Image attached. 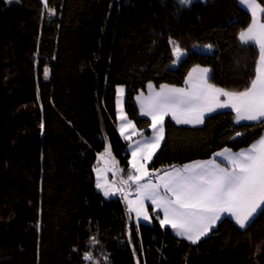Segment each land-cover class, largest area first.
<instances>
[{
  "label": "trees",
  "instance_id": "trees-1",
  "mask_svg": "<svg viewBox=\"0 0 264 264\" xmlns=\"http://www.w3.org/2000/svg\"><path fill=\"white\" fill-rule=\"evenodd\" d=\"M47 5L54 16L41 0H0V264H90L86 252L91 264H264V213L246 229L224 217L191 244L162 228L151 207L150 222L136 223L120 194L105 198L96 188L94 170L108 140L122 175L129 171L117 129L119 85L127 117L143 133L149 121L134 96L148 83L180 87L200 66L217 88L249 85L259 51L238 34L250 13L238 0H193L187 8L177 0ZM170 38L187 53L175 67ZM210 41L211 54L195 50ZM237 132L243 135L233 139ZM262 133L257 122L236 123L231 109L208 114L200 126L168 116L148 167L205 160L222 148L247 147Z\"/></svg>",
  "mask_w": 264,
  "mask_h": 264
},
{
  "label": "snow or ice",
  "instance_id": "snow-or-ice-1",
  "mask_svg": "<svg viewBox=\"0 0 264 264\" xmlns=\"http://www.w3.org/2000/svg\"><path fill=\"white\" fill-rule=\"evenodd\" d=\"M11 3L17 0H10ZM183 7H191L193 0H177ZM49 17L55 15V9L48 8L47 0H43ZM251 14V23L241 30L238 38L242 44L258 48L259 57L255 66V76L243 91H227L210 84V69H200V75L185 81L187 87L176 88L161 85L159 91H150L148 96H137L141 106V115L151 118L149 125L152 135L144 136L130 144L132 159L128 161L131 170L127 178H120L117 187L115 177L118 162L113 158V180L101 182L100 171L97 172L96 188L105 198L120 194L128 204V212H135L136 217L150 221L149 214L144 210L145 201H150L153 210L157 211L162 228L170 227L177 237L188 240L191 244L198 243L202 237L209 234L218 221L227 214L234 219L240 229H246L253 223L258 214L264 213V136L246 149L233 152L229 148L216 152L214 158L208 161H198L182 167L171 166L169 170L157 175L156 171H149L147 163L156 154L164 140L165 117L171 116L176 124H204L206 116L218 109L230 108L235 112V122L254 121L264 125V22L260 17L264 14V0H239ZM43 15V12L41 13ZM172 65H178L187 54L181 46L171 38ZM211 51L213 46L206 45ZM195 71V69L193 70ZM49 76V69L45 67L44 78ZM149 89L152 85L149 84ZM124 92L117 87V102ZM221 97L226 99L221 100ZM39 99V96H38ZM121 121L120 133L126 140L136 135L135 125L122 112L118 116ZM43 132L44 125H40ZM132 129L130 135L126 130ZM237 132L235 137L242 136ZM105 153L111 157L110 145ZM216 158H220L218 161ZM115 169V170H113ZM154 178V179H153ZM143 181V182H142ZM135 186V200H130V192L126 191ZM136 207H133V205ZM162 212L163 218L159 213ZM92 245L98 243L96 237L90 240ZM259 252V248L257 249ZM91 252L84 254V260L92 261ZM106 259V258H105Z\"/></svg>",
  "mask_w": 264,
  "mask_h": 264
},
{
  "label": "rangeland",
  "instance_id": "rangeland-1",
  "mask_svg": "<svg viewBox=\"0 0 264 264\" xmlns=\"http://www.w3.org/2000/svg\"><path fill=\"white\" fill-rule=\"evenodd\" d=\"M207 45H212V46H213V48H212L211 51H208V50L205 48L206 45H198V44H197V45L194 46V48H195V50H196L197 52H203V53H206V54H211V53L213 52L214 48H215V46H214L215 44L212 42V43H209V44H207ZM171 48H172V45H171ZM258 57H259V55H258ZM173 58H174V57H173ZM173 67H175V66H173ZM197 68L202 69L203 67L197 66ZM194 69H195V71H193ZM190 72L192 73V80H195L196 77H198V76L200 75V71H197V70H196V66H195L194 68H192ZM188 79H189V75H187L185 81L188 80ZM149 84L152 85V89H151V90H150L149 87H148ZM161 85H167V84H161ZM161 85H159V86H155L153 83H148L147 86H146V88H145V90H141V91H139V92L134 96L135 104L137 105L138 110H139V115L142 116V117H144V118H146V119H148V121H149V125H150V123H151V118L148 117V116L141 115V106H140V103L137 101V96H140L141 94H143V96L146 97V96H148V94H149L150 91H153V90H154V91H159ZM167 86H169V85H167ZM170 86H171V85H170ZM118 87H122V88L124 89V92H123V93L121 94V96H120L119 104H118V102H117V93L115 94V110H116V117H117V129H118V132H119L120 136L126 141V148H127L128 153H129V161H130V160L132 159V155H131V149L129 148V145H130V144H133V145H134L135 141L141 139V133H143V132H142L143 128H138V127L136 126V124L131 120L132 123L135 125V129H136V133H137V134H136V135H132L130 140H126V139L124 138V136L121 135V133H120V124H121V121L118 119V116L121 114V112H122L124 115H126V116H127V114H126L125 109H124L125 87H124L123 85H119ZM171 87H174V86H171ZM175 87L177 88V86H175ZM185 87H187L186 84H185ZM224 99H226V98H225V97H224V98H221V100H224ZM166 117H168V116H166ZM166 117H165V119H166ZM127 118H128V117H127ZM128 120H130V119L128 118ZM173 121H174V120H173ZM253 122H254V121H250V123H253ZM242 123H243V122H242ZM246 123H248V122H246ZM149 125L147 126L148 129H149V132H148V133H143L144 136H151V135H152V132H151V129H150ZM131 131H132V129L129 128L128 130H126L125 135H130V134H131ZM161 143H162V142H161ZM109 145H110V144H109V142H108V140H107V141L105 142V147H104L103 151L100 153V155L106 160L107 164H108L111 168H113V156H112V153H111V157H109V156L105 153V148H106V146H109ZM160 146H161V144H160ZM213 158H214V153L212 154V156H211L209 159L198 160V161H208V160H211V159H213ZM217 160H218V159H217ZM99 161H100V160H99ZM150 161H151V160H150ZM150 161H149V162H150ZM198 161H196V162H198ZM149 162L147 163L146 167L148 168V170H149L150 172H151V171H156L157 175H162L163 172L169 170L171 166H175V167L179 168V167H182V166L184 165V164H183V165H171V166L166 167V168H163V169H159V170H151V169L148 167ZM186 164H188V163H186ZM189 164H192V163H189ZM118 168L121 169V167L119 166V164H118ZM113 170H115V169H113ZM129 170H131V166H130V164H129ZM99 171H100V177H101V181H102V180L104 179V178H103V174H101V170H99ZM118 172H119V171H118ZM106 173H107V171H106ZM121 176H123L125 179L127 178V177H125L126 175H122V173L119 172V173H117V175H116V177H115V178H117L118 182H120V178H121ZM153 179H154V178H153ZM105 180L111 182L113 179H111L110 177H107ZM105 180H104V181H105ZM96 182H97V175H96ZM118 182H116L117 187H118ZM142 182H143V181H142ZM100 192H101V191H100ZM118 195H119V194H117L116 196H113V197H117ZM148 207H151V208H152V212H153L154 214H156V213L158 212V210H157V211H154V210H153V206H152V204H151L150 201H145L144 204H143V208H144V210H145V211H149V210H148ZM160 213H161V216H162V218H163V214H162V212H160ZM224 217H228V218H230V219H232V220L234 221V219L231 218L230 216H228L227 214H224V215L222 216V218H224ZM218 222H219V221H218ZM218 222H217V223H218ZM234 222H235V221H234ZM217 223H216V225H217ZM216 225H215L213 228H215ZM213 228H212V229H213ZM212 229H211V230H212ZM202 238H203V237H202ZM202 238H201V239H202Z\"/></svg>",
  "mask_w": 264,
  "mask_h": 264
},
{
  "label": "crops",
  "instance_id": "crops-1",
  "mask_svg": "<svg viewBox=\"0 0 264 264\" xmlns=\"http://www.w3.org/2000/svg\"><path fill=\"white\" fill-rule=\"evenodd\" d=\"M42 2H43V0H41ZM257 2L258 3H260L258 0H257ZM238 3H239V0H238ZM240 4V3H239ZM241 6V5H240ZM262 6H264V5H262ZM241 7H243L245 10H246V8L244 7V6H241ZM249 12V11H248ZM250 13V12H249ZM250 17H251V14H250ZM260 20H261V22H264V14H262L261 15V17H260ZM250 23H251V20H250ZM249 23V24H250ZM247 28V27H246ZM210 42H212V41H210ZM210 42H208L207 44H209ZM207 44H205V45H207ZM196 70L197 71H200V68H197L196 67ZM191 71V70H190ZM190 71H189V73H190ZM188 73V74H189ZM169 87H171L170 85H169ZM175 87V86H174ZM185 87V84L183 85V86H180V87H177V88H184ZM221 98H224V97H221ZM227 109H230V108H227ZM218 110H225V109H218ZM171 117V116H170ZM234 117H235V112H234ZM242 122H250V121H241L240 123H242ZM182 125H185V124H182ZM201 124H199V125H192V124H187L186 126H200ZM261 136H264V133H262L253 143H255L256 141H258L260 138H261ZM253 143H251L249 146H247V147H244V148H241V149H246V148H248V147H250ZM224 148H222V149H220V150H217L216 152H219V151H222ZM241 149H238V150H232L233 152H239ZM216 152H214V154L216 153ZM98 158H99V160H100V164H99V167L98 168H96V169H98V170H101V174H103V180L101 181L102 183L104 182V180L107 178V177H110L111 179H114L113 178V174H112V171H109L108 169H110L111 167L107 164V162H106V160L99 154L98 155ZM209 159V158H208ZM216 159H218V161L220 160V158H216ZM194 162H196V161H193V162H189V163H194ZM188 163V164H189ZM184 165H186V164H184ZM106 171H107V173H106ZM117 173H119V172H117ZM95 175H97V172L95 171ZM125 177H127V175L125 176ZM115 180H116V182H118V180H117V178H115ZM120 186V183L118 182V187ZM126 191H128V192H130V195H129V199L130 200H135V198H136V194H135V186H133L131 189H127L126 188ZM133 207H136V205L134 204L133 205ZM148 214H149V211H146ZM132 214H133V216H134V219H135V221H136V223H149L150 221H145V220H143V218L142 217H140L139 219L136 217V214H135V212H132ZM160 216H161V213H160ZM160 218H162V216L160 217Z\"/></svg>",
  "mask_w": 264,
  "mask_h": 264
}]
</instances>
